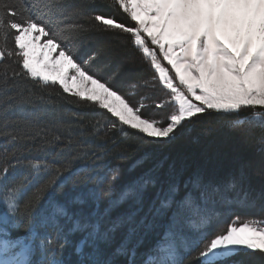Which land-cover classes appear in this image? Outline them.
I'll use <instances>...</instances> for the list:
<instances>
[{"label":"snow or ice","instance_id":"obj_1","mask_svg":"<svg viewBox=\"0 0 264 264\" xmlns=\"http://www.w3.org/2000/svg\"><path fill=\"white\" fill-rule=\"evenodd\" d=\"M117 31L149 62L166 102L144 93L133 103L147 81L85 46ZM55 86L74 107L103 110L90 131L79 113L61 116ZM166 103L165 114L146 113ZM210 112L239 137L259 130L264 177V0H0V264H264V219L238 214H264L253 160L237 147L178 150L200 142L194 125ZM108 128L145 149L124 181L98 163L107 152L93 141Z\"/></svg>","mask_w":264,"mask_h":264},{"label":"trees","instance_id":"obj_2","mask_svg":"<svg viewBox=\"0 0 264 264\" xmlns=\"http://www.w3.org/2000/svg\"><path fill=\"white\" fill-rule=\"evenodd\" d=\"M111 3V0H107ZM96 13H105L115 16V18L124 22L125 24H131L129 18L126 14L122 13L119 9L111 8H97L93 9ZM72 20L67 21L71 23ZM83 23V21H79ZM119 37L120 39H116ZM85 46L101 51V59L105 64H109L112 67L119 66L121 73H126L131 71L134 74V78L137 80L147 81V86L141 88L138 91L136 97H130L133 103L136 102L139 95L146 93L151 97L152 101L166 102L169 97L165 94V90L161 87L158 80L154 81L152 79L154 75V70L151 69L150 64L146 61L142 53L137 50L132 43L128 34L123 32H113L107 33L100 39H95L92 41H85ZM97 68L93 67V71ZM31 83V81H29ZM48 91L53 93L52 100L60 108V114L66 121H75L77 119L73 113H79L83 117V123L88 125V130H91L89 121L94 119L93 112H101L95 105L80 102L78 107H74L75 99L73 97H67L66 94L62 93V90L58 86L50 88ZM60 92L61 97L57 99L55 93ZM66 97V99L64 98ZM168 108V104H165V108L157 109L154 106L146 109V113H151L153 115H163ZM165 109L164 112L162 110ZM97 119H102L101 117H96ZM221 117L219 114L210 112L200 118V121L194 125L192 132L193 137H199V143H182L178 146V150L183 151L187 154H196L205 148L209 150H214L217 147L232 148L237 147L240 153L247 159L250 157L258 156V136L259 130H254L253 134L250 136L239 137L235 133L230 132V130L218 123ZM106 132V135H104ZM101 133V138L94 140L93 143L97 146L103 145V147H97L99 152H107V158L104 161H98L101 164H107L108 167H119L121 169V181L126 180L129 177L128 169L145 151L143 147H140V142L134 138V134L129 131L128 135H124L119 128L116 129H105ZM5 146V141L0 140V150ZM9 149L12 148L11 144L7 145ZM20 155V153H17ZM124 155V159H120V155ZM23 155L25 157H35L39 156L35 148H25L23 150ZM3 160L0 159V164ZM15 163V161H12ZM89 166L92 167L91 161H89ZM240 222L243 223L250 219H264V214L259 212H239ZM231 218H226V222ZM23 234V230L14 231L13 235ZM185 264H193L189 259L186 258Z\"/></svg>","mask_w":264,"mask_h":264},{"label":"rangeland","instance_id":"obj_3","mask_svg":"<svg viewBox=\"0 0 264 264\" xmlns=\"http://www.w3.org/2000/svg\"><path fill=\"white\" fill-rule=\"evenodd\" d=\"M165 94L168 97L167 90H165ZM170 107L171 106L168 104V108L166 109V111H169L170 110ZM164 111H165V109L162 110V112H164ZM251 111H252L251 109L242 110L241 115H245L247 113H250ZM258 156L250 157V159L253 160V166H252V168L250 170V181H251V184L254 187H256V188H258L262 183H264V177H262L260 175V173H259Z\"/></svg>","mask_w":264,"mask_h":264}]
</instances>
